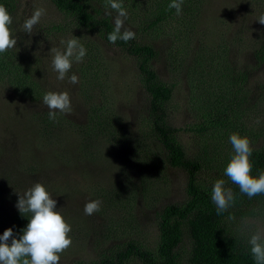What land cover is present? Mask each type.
I'll return each mask as SVG.
<instances>
[{"label":"rangeland","instance_id":"374dc122","mask_svg":"<svg viewBox=\"0 0 264 264\" xmlns=\"http://www.w3.org/2000/svg\"><path fill=\"white\" fill-rule=\"evenodd\" d=\"M201 9L196 26L182 31L174 42L172 33L171 37L160 32L145 38L158 52L152 67L162 82L174 88L167 105V123L179 129L178 140L188 158L200 160L204 168L199 178L212 190L219 179L227 188L223 165L234 154L231 134L247 137L252 147H259L263 141L264 61L258 62L254 55L264 42V25L257 22L264 15V0H204ZM39 10L43 15L29 35L23 23ZM106 13L114 24L117 18L123 21L121 30L137 35L126 14L120 16L111 9ZM10 15L12 35L17 38L12 50L23 68L46 93L67 92L72 110L48 120L49 110L43 100L21 98L12 86L0 81V235L12 226L18 195L41 183L71 226L72 244L60 254L59 264H94L106 250L129 240L156 250L158 216L167 205L187 201V173L163 160L152 162L153 173L147 168L135 171L124 147L117 144L120 140L114 142L113 135L87 129L90 109L103 106L104 114L116 119L115 124L127 127L118 137H139L145 156L159 154L165 158L155 136L143 133L148 130L147 98L134 59L93 34L72 27L70 18L48 0H15ZM58 24L62 25L60 31H50ZM169 27L176 30L173 24ZM70 42H74L72 47ZM87 44L93 50L87 48L88 55L78 59L80 49L86 51ZM223 45L234 75H247L243 85L246 98L236 116L237 101H233L237 89L232 88L220 56L214 55ZM205 50L206 59L201 65L195 64L194 56ZM57 51L71 60L64 80L57 79L52 68ZM87 67L82 84L80 69ZM196 69L203 75H194ZM72 75L78 77V84L69 82ZM195 101L197 105H193ZM203 103H211V107L205 110ZM216 108L218 115L234 127L226 129L224 124L223 129L198 131L203 123L201 114L212 111L216 115ZM95 200L102 202L100 211L85 215V204ZM229 223L231 229L246 237L264 229V219L234 218ZM190 248L186 235L182 264H188L185 258Z\"/></svg>","mask_w":264,"mask_h":264},{"label":"trees","instance_id":"16d2710c","mask_svg":"<svg viewBox=\"0 0 264 264\" xmlns=\"http://www.w3.org/2000/svg\"><path fill=\"white\" fill-rule=\"evenodd\" d=\"M48 1L59 12L70 18L69 22H71L72 27L78 31L93 34L96 38L134 59L147 98L145 123L148 130L143 133L155 136L165 158L159 154H153L151 158L145 156L146 149L141 148L142 143L139 137L130 139V137H124L122 134L118 137L119 133L127 130V127L124 128V125L122 127L120 123L115 124L116 119H111L110 115L104 114L103 106L90 109L91 117L87 129L101 134L113 135L114 142L120 140L117 144L124 147L127 161L128 163L133 161L132 169L134 168L135 171L142 172L147 168L151 169L153 173L152 166L154 164L152 162L163 160L170 167L183 169L187 173V201L182 205H167L158 216L159 241L156 250H150L136 240H129L122 245L106 250L94 264H130L131 261H136L139 264H182L185 257L182 244L186 235L191 242L189 254L185 258L188 264H255L250 254L248 243L250 237L242 236L231 229L229 221L233 219H229V216L236 219H264V194L250 199L247 195L240 193L239 187L226 177L227 188L233 191L235 202L226 212L217 215L216 207L211 201L210 186L203 184L199 178L204 166L200 160L188 158L183 145L178 140L179 129L167 123V105L172 99L174 88L173 85L162 82L152 67V62L157 58L158 52L145 38L160 32L167 36L172 33L171 40L174 42V38L181 36L182 31L196 26L204 0H183L179 15L176 14L175 9L169 10L168 8L172 0ZM0 5L5 6L9 14L15 10V0H0ZM110 9L116 10V12H124L128 16V22L134 25L138 31L134 39L128 42L119 38L115 43L109 41L108 36L115 32V24L112 22L111 16L106 13V10ZM170 24L175 25L176 30L171 31ZM61 27L60 24L53 25L50 31L53 29L60 31ZM123 31L121 30V33ZM222 47L215 49L214 55L215 58L220 56L228 70L232 88L237 89V97L233 101V103L237 101V108L233 112L236 116V112L246 98L243 85L247 80V75H234L233 68L228 63L227 47L225 45ZM87 48L93 50L87 44L85 55H88ZM259 50L254 55L255 59L258 62L264 61V42ZM193 59L195 64L201 65L202 61L206 59V50L204 54L198 53ZM209 68H213V66L210 65ZM80 72L81 83L84 84L88 67L84 70L80 69ZM193 74L203 75V71L200 73L196 69ZM0 81L12 86L14 92L21 98L37 101L43 100V96L46 94L41 85L33 78L31 72L23 68L19 56L13 50L0 55ZM193 92L195 93V90ZM214 95L215 93L212 95V99ZM196 102H193V105H197ZM202 107L208 110L207 108L211 107V103H203ZM215 111L216 115L212 111L201 114L203 123L200 128H197L198 131L223 129L224 124L226 129L234 127L223 116L218 115L217 108ZM48 120L50 119L48 118ZM252 148L250 161L253 167L251 175L258 178L259 174L264 172V135L262 144ZM227 164L223 165V171ZM27 224L28 217L22 216L18 210L15 211L10 227L13 230L14 238L18 239L22 235V229L26 228Z\"/></svg>","mask_w":264,"mask_h":264},{"label":"clouds","instance_id":"9594fccd","mask_svg":"<svg viewBox=\"0 0 264 264\" xmlns=\"http://www.w3.org/2000/svg\"><path fill=\"white\" fill-rule=\"evenodd\" d=\"M183 0H172L168 5L169 10L175 9L176 14L181 13ZM43 10L34 13L25 20L23 30L33 34L34 27L39 23ZM120 12V16H124ZM257 22L264 25V15L259 16ZM13 17L6 7L0 5V55L16 48L17 38L13 37L11 25ZM123 21L115 20V32L108 36L110 42L115 43L119 38L128 42L135 38V33L125 29L121 33ZM74 42H70L72 47ZM52 51V50H51ZM85 50L80 49L78 59H82ZM52 68L58 74L57 79L64 80L71 69L69 55L56 52L52 59ZM72 85L78 84V77H69ZM43 104L48 108L50 120H55L58 113L71 112V100L67 92H48L43 96ZM229 143L233 148V155L227 164L224 175L239 187L240 193L250 199L264 194V172L258 178L251 175L252 163L250 157L253 152L251 142L247 137H241L238 133L229 136ZM223 179L217 180L211 190V201L216 207L217 215L226 212L235 202L234 193L230 188H225ZM101 201H90L84 206V214L91 216L100 211ZM57 201L53 199L45 186L35 183L23 196L18 195L16 208L22 216L28 217L26 228L22 229V235L14 238L11 228L0 235V264H59L60 254L66 251L72 244L69 236L71 226L56 210ZM229 219L234 217L229 216ZM10 242V243H9ZM250 254L255 264H264V229L257 230L248 241Z\"/></svg>","mask_w":264,"mask_h":264}]
</instances>
